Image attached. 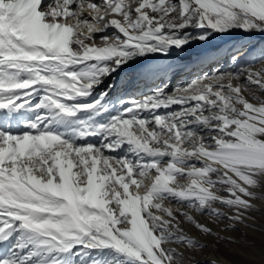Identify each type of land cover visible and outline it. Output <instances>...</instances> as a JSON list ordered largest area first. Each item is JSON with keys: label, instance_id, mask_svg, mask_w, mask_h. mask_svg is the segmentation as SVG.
<instances>
[{"label": "snow or ice", "instance_id": "1", "mask_svg": "<svg viewBox=\"0 0 264 264\" xmlns=\"http://www.w3.org/2000/svg\"><path fill=\"white\" fill-rule=\"evenodd\" d=\"M234 29L264 32V0H0V264H185L172 245H206L183 225L218 237L210 223L252 218L264 48L171 92L153 83L111 100L118 81L105 85L130 62Z\"/></svg>", "mask_w": 264, "mask_h": 264}, {"label": "bare ground", "instance_id": "2", "mask_svg": "<svg viewBox=\"0 0 264 264\" xmlns=\"http://www.w3.org/2000/svg\"><path fill=\"white\" fill-rule=\"evenodd\" d=\"M249 47L242 53L238 54L237 61L233 63L231 60L222 63H210L204 59L205 55L217 49L224 50L233 46H241V44L250 40ZM264 48V32L257 31H242L234 29L226 34H213L212 38L204 43L195 41L183 48L177 50L173 48L169 54H154L148 60H137L130 62L127 67H124L119 73L105 80V85L111 83L113 79L118 81V87L110 92L109 98L115 100L120 98H140L142 95L148 94V89L153 86V83L166 85L167 91L171 92L175 87L185 85L191 79L198 78L204 74H211L213 71L227 72L235 71L244 66L249 65L253 56H256L260 49ZM167 64L172 66V71L168 72L162 80H145L138 76L140 70L147 65ZM255 67L260 64L256 63ZM104 90L102 86L97 91ZM256 95L264 96V92H256ZM262 96V97H263ZM178 107V106H173ZM160 111H167L161 109ZM91 142H98V138H90ZM258 192H264V185L256 189ZM253 203L258 206V210L250 212L245 224H237L233 229V234L229 235L227 231L218 233V239L214 236H205L213 239V242L206 241L203 235L191 226L183 225L185 230L192 236L199 239L206 245L203 249L195 250L191 253L186 251L183 246L172 245L178 250L185 252V264H264V200H253ZM196 215L201 222H208L207 217ZM202 218V219H201ZM220 227H224L228 221H220ZM213 224V223H212ZM211 225V223H210ZM220 231H222L220 229ZM245 231L247 235L240 237V232ZM215 232V231H214ZM229 232V231H228ZM236 232V233H235ZM239 234V235H238ZM231 239H228V238ZM220 242L226 244V248L222 249ZM206 255V256H205ZM191 256L192 259H188ZM205 256V257H204Z\"/></svg>", "mask_w": 264, "mask_h": 264}, {"label": "rangeland", "instance_id": "3", "mask_svg": "<svg viewBox=\"0 0 264 264\" xmlns=\"http://www.w3.org/2000/svg\"><path fill=\"white\" fill-rule=\"evenodd\" d=\"M250 41H251V39L250 40H246V41H244L241 45L243 46V47H241L240 48V50L239 51H237V52H235L234 53V55H236V56H238V54H240V53H242L246 48H248L249 47V44L248 43H250ZM240 46V45H239ZM239 46H237V47H239ZM231 48V47H230ZM229 49V48H228ZM228 49H224V50H221V58L219 59V64L220 63H224V62H226V61H229L230 59H227V58H224V56H223V54H224V52L225 51H227ZM263 95H261V99H264V96L262 97ZM198 215V214H197ZM198 217H199V215H198ZM202 219V218H201ZM221 222H219V223H211V225L209 224V226L210 227H212L213 228V231H215V232H219V233H222L223 231H227L226 233H228L229 235H232L233 234V229H227V230H224V227L222 226V227H220V224ZM186 226H189V225H187V224H185ZM238 228V227H237ZM237 228H235V229H237ZM220 229L222 230V231H220ZM229 231V232H228ZM230 231H231V233H230ZM236 233V232H235ZM241 233H243V231H241L240 232V237H244V236H246L247 235V232L245 231V233H243L244 234V236H243V234H241ZM233 235H237V234H233ZM232 235V236H233ZM239 235V234H238ZM206 235H203V238H205V240L206 241H209V242H213V239H210V238H207V237H205ZM220 244H221V246L223 247L222 249H225L227 246H226V244H223L222 242H220ZM206 256V255H205ZM204 256V257H205ZM205 264H208V263H205Z\"/></svg>", "mask_w": 264, "mask_h": 264}]
</instances>
